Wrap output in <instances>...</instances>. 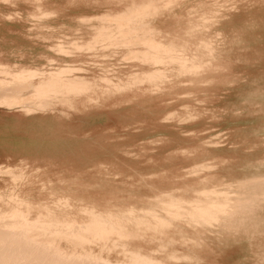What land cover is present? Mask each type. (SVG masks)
I'll use <instances>...</instances> for the list:
<instances>
[{"label":"bare ground","instance_id":"obj_1","mask_svg":"<svg viewBox=\"0 0 264 264\" xmlns=\"http://www.w3.org/2000/svg\"><path fill=\"white\" fill-rule=\"evenodd\" d=\"M79 1L0 0L46 49L0 38V107L106 114L126 160L0 163V262L264 264V0Z\"/></svg>","mask_w":264,"mask_h":264},{"label":"rangeland","instance_id":"obj_2","mask_svg":"<svg viewBox=\"0 0 264 264\" xmlns=\"http://www.w3.org/2000/svg\"><path fill=\"white\" fill-rule=\"evenodd\" d=\"M54 1V0H52ZM118 2V1H114ZM80 7L87 5L90 9L106 10L109 6L103 0H80ZM116 10H122L123 5H111ZM20 8L23 10L22 6ZM100 12V11H99ZM94 13V12H93ZM57 23H75L68 17H62ZM16 28L23 25H16ZM12 28L8 22H0V38H18L15 43L3 47H23L27 54L39 57L46 49L24 39L20 31H7ZM13 37V38H14ZM111 118L106 114H95L90 118H80L79 126H72L55 118H35L25 120L16 111L0 107V163L11 161L16 163L28 159L33 164L43 165L54 171H78L81 168L101 161H124V148L128 143H120L108 132ZM18 128V130H17ZM91 132L84 136L85 132ZM160 131L165 133L166 129ZM174 142L181 143L186 137L176 131L169 130ZM167 148H161L165 155ZM3 252H0V257ZM0 264H2L0 262Z\"/></svg>","mask_w":264,"mask_h":264}]
</instances>
